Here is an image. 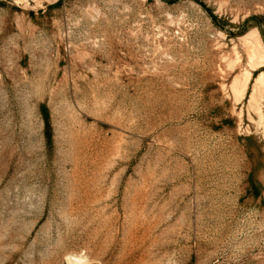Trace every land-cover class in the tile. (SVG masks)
<instances>
[{
	"label": "rangeland",
	"instance_id": "obj_1",
	"mask_svg": "<svg viewBox=\"0 0 264 264\" xmlns=\"http://www.w3.org/2000/svg\"><path fill=\"white\" fill-rule=\"evenodd\" d=\"M0 264H264V0H0Z\"/></svg>",
	"mask_w": 264,
	"mask_h": 264
}]
</instances>
